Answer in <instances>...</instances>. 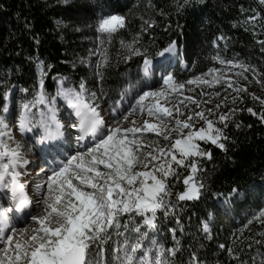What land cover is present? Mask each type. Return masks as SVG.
I'll return each mask as SVG.
<instances>
[{
    "label": "snow or ice",
    "instance_id": "snow-or-ice-1",
    "mask_svg": "<svg viewBox=\"0 0 264 264\" xmlns=\"http://www.w3.org/2000/svg\"><path fill=\"white\" fill-rule=\"evenodd\" d=\"M59 2L67 6L71 0ZM84 2L86 10L95 16L90 27L98 38L111 37L126 28V16L104 11L99 0ZM196 2L182 0L178 9L185 10ZM260 3L264 4V0ZM256 19L252 15L246 22L254 23ZM143 24L141 33L154 26L150 20ZM104 42L99 40L101 46ZM258 43L264 45V40ZM121 45L125 47L123 41ZM126 48L125 62L139 58L138 80L135 84L128 82L119 94V101L107 109L102 106L105 102L102 88L98 95L84 80L73 84L67 77H54L57 88L52 96L47 94L41 78L32 99L20 106L11 125L4 115L9 108L7 104L3 106L0 264H108L109 255L115 264H175L178 247L166 248L154 238L158 213L165 217L174 215L179 202L205 204L211 198L212 203L203 210L207 219L202 224L205 237L211 239L209 221L229 214L241 202L240 197L246 201L255 195L252 190L235 186L228 189L227 195L213 196L200 178L204 171L202 161L212 159L211 151L202 145H215L227 151L224 129L237 109L219 113L222 106L227 107L225 98L223 105L217 103L214 109L205 111L201 105L210 101L202 102L184 93L200 88L203 95L204 86L219 83L220 77L213 81L202 77L177 79L173 61H178L180 54L175 40L144 47L139 37H134ZM261 51L264 52V47ZM93 55H97L96 50L89 52V57ZM40 63L42 66L43 62ZM101 66H108L106 53L98 56L95 65L102 81ZM236 66L242 69L240 74L249 70L253 76L256 74L251 65ZM216 71L212 68L203 75L210 76ZM225 83L237 93L247 91L245 87H234L230 81ZM133 90L135 103L123 107L121 102ZM23 91L27 93L28 89ZM253 99L264 105L261 98L253 96ZM60 101L64 106L63 120L59 116ZM247 111L264 122V112L256 113L251 108ZM134 114L141 119L140 125ZM213 116L216 119L210 118ZM201 122L204 126L198 127ZM13 129L21 138L27 137L26 144L9 143L14 141ZM146 133H154L155 137ZM182 172L187 173L182 180L183 189L175 194L173 202L172 188ZM29 180L32 189L28 187ZM259 195L264 198V186ZM137 218L142 223H137ZM255 219L264 225V210ZM219 248L232 256L234 264H244L231 248L224 244ZM187 264L204 262L193 252Z\"/></svg>",
    "mask_w": 264,
    "mask_h": 264
},
{
    "label": "trees",
    "instance_id": "trees-1",
    "mask_svg": "<svg viewBox=\"0 0 264 264\" xmlns=\"http://www.w3.org/2000/svg\"><path fill=\"white\" fill-rule=\"evenodd\" d=\"M99 2L104 11L126 16V28L111 37L98 38L90 27L95 16L86 10L84 0H71L67 6L59 0H0V114L6 104L5 94L14 86L21 92L28 89L25 95H33L43 78L46 92H51L52 78L59 76L74 84L84 80L99 94L102 88L106 101L116 102L128 82L135 84L138 80L139 58L124 60L126 46L134 37H139L144 47L175 40L180 59L190 68L184 72L175 67L180 80L205 73L222 60L251 65L264 81V45L258 43L264 40V4L260 0H197L185 10L178 9L182 0ZM252 15L256 21L246 22ZM145 20L154 22V26L141 33ZM100 39L105 40L102 46ZM92 50L97 55L89 57ZM104 53L108 66L100 68L104 77L101 81L95 65ZM258 84L261 93L239 94L246 106L235 108V115L224 129L227 151L202 145L211 151L212 159L202 161L204 171L200 174L213 196L227 195L228 189L235 186L252 190L255 195L246 201L240 197L241 202L229 214L213 217L209 221L211 239L202 231L207 219L203 210L212 203L211 198L205 204L179 202L174 215L165 217L158 213L155 238L166 248L178 247L175 264H187L193 252L204 264H234L232 256L219 248L220 244L231 248L244 264L264 262V244L257 243L264 242V225L255 219L264 210V198L259 195L264 186V122L247 111L251 108L256 113L264 112L260 100L253 99L256 96L264 100V83ZM185 175L182 172L181 179L174 182L173 202L175 194L183 189ZM136 222L142 223L139 218ZM108 264H115L111 255Z\"/></svg>",
    "mask_w": 264,
    "mask_h": 264
},
{
    "label": "rangeland",
    "instance_id": "rangeland-1",
    "mask_svg": "<svg viewBox=\"0 0 264 264\" xmlns=\"http://www.w3.org/2000/svg\"><path fill=\"white\" fill-rule=\"evenodd\" d=\"M220 61L221 60H218L217 66L214 67L217 71L215 73H213L212 75H210V76H204L203 75V74L208 73L209 72V70H208L205 73H202V74H199L196 76H191L190 78H188V79H192L194 77H202L203 79H208L210 81H213L215 79V77H220L219 83H213L211 86H204V88H203L204 94L203 95H201V89L200 88H196V91H194V92H185L184 95H186V96L190 95L194 99L200 100L202 102L210 101V103H202L201 107L204 108L205 111L208 108L214 109V106L217 103H220L223 105L225 98H227V107L222 106L218 110L219 113H226L231 108L245 107L246 106L245 102L239 99V94H241V93L235 92L233 88H228L227 83H225V81L232 82L234 84V87H245L247 89V91L242 92V93H246V92L261 93V88H260L259 84L256 82L257 80H260L259 74L256 73L255 76H253V72L251 70L244 72L243 74H240L242 72V69L240 67L236 66L237 64H240V63L234 62L233 64H227V63H221ZM173 63L175 66H179V68L184 72H189V70H190L188 65L184 62V60H181L180 57H179L178 61L174 60ZM59 77H62V76H59ZM245 77H247V79H245ZM177 79H179V78L177 77ZM180 81H184V80H180ZM69 82H71V81L69 80ZM71 83H73V82H71ZM52 84L54 87L53 91L47 92V94L50 96L55 95L56 88H57L56 79L52 78ZM156 87H162V85H156ZM12 89L13 90H11L10 93H8L7 98H6V104L9 108V112L7 114H4L6 116L7 122L10 125L13 124V120L18 116L19 111H20V106L23 103L27 102L28 100L32 99V95H29V94L25 95V93L21 92L18 87L14 86ZM209 93L211 95H208ZM216 93H219V95L217 96ZM97 94L99 95L98 92H97ZM134 96H135V90L128 92L125 96L124 101L121 102L122 106L127 108L130 103L134 104L135 103V100L133 99ZM233 99L236 100V103L232 102ZM117 101H119V99ZM113 103L114 102L109 103V100L106 101V99H105V102L102 106L105 107V109H107V106L110 104H113ZM162 103H163V101H162ZM176 103H178V101H176ZM58 106L60 107V113H59L60 119L63 120V117H64L63 102L62 101L58 102ZM165 106L172 107V104H166ZM189 107H193V106L189 105ZM33 111H35V110H33ZM134 118H137V125H140L141 119L138 118L137 114H134ZM210 118L215 119L216 117L213 116ZM152 122H154V121H152ZM197 126L198 127L204 126L203 122H201ZM13 135H14V141H9L10 144H14V142H19L21 144L27 143V137L21 138L20 134L15 129H13ZM146 135L153 137V138L155 137L154 133H146ZM32 158L34 159V157H32ZM29 171H31V169H29ZM28 187H29V189L33 188V184L31 182V180H29ZM29 195L30 196L32 195L31 191H29ZM155 234H154V238L156 236ZM155 239H157V238H155Z\"/></svg>",
    "mask_w": 264,
    "mask_h": 264
},
{
    "label": "water",
    "instance_id": "water-1",
    "mask_svg": "<svg viewBox=\"0 0 264 264\" xmlns=\"http://www.w3.org/2000/svg\"><path fill=\"white\" fill-rule=\"evenodd\" d=\"M206 160H208V159H206Z\"/></svg>",
    "mask_w": 264,
    "mask_h": 264
}]
</instances>
